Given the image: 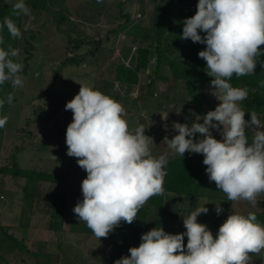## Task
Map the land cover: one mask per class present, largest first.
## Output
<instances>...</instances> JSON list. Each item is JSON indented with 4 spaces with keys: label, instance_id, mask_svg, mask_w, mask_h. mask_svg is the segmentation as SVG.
Wrapping results in <instances>:
<instances>
[{
    "label": "clouds",
    "instance_id": "9594fccd",
    "mask_svg": "<svg viewBox=\"0 0 264 264\" xmlns=\"http://www.w3.org/2000/svg\"><path fill=\"white\" fill-rule=\"evenodd\" d=\"M12 14L30 17L31 10L25 0H17ZM182 23L180 39L206 45L198 56L206 61L219 104L190 127L175 123L178 134L172 139L166 136L163 143L182 157L186 152L202 154L209 180L228 201L256 206L257 197L264 193V121L255 111L249 113L250 120L245 119L241 102L247 99L248 89L233 87L229 81L234 75L253 74L257 58L264 55L260 47L264 45V0H198L195 15ZM5 28L12 39L22 37L21 29L9 17L0 23V33ZM4 44L0 35V85L9 82L13 88L22 87L23 65L13 59L20 50ZM80 85L78 94L65 105V110L73 113L66 129L67 155L77 158L87 173L81 183L83 199L73 212L100 240L122 221L132 224L150 198L163 194L167 160L153 155L155 144L145 135L143 125L129 129L119 102ZM12 100L9 94L7 103ZM4 103L0 99V108ZM7 119L0 118V128ZM211 129L218 130L222 138L216 139ZM246 129L255 130L251 143ZM197 133L202 138L194 139ZM215 205L219 215L223 209ZM208 211L203 205L183 217V233L169 234L159 226L142 234L139 246L131 247L130 254L114 264H249L250 254L264 252V225L257 222L255 213L230 214L214 237L197 221Z\"/></svg>",
    "mask_w": 264,
    "mask_h": 264
},
{
    "label": "rangeland",
    "instance_id": "374dc122",
    "mask_svg": "<svg viewBox=\"0 0 264 264\" xmlns=\"http://www.w3.org/2000/svg\"><path fill=\"white\" fill-rule=\"evenodd\" d=\"M0 1L10 4L17 2ZM143 1L148 3L150 0H65L64 3L58 0L53 7L68 17L63 22H58L48 12L41 14L31 12L30 17L24 16L22 37L19 39L20 54L17 59V62L23 65L20 73L23 77V86L12 88L11 91L3 88L4 92L0 96V99L5 100L3 108H0V117L8 118L3 133L0 128V168L9 166L12 156L15 155L23 169H37L64 175L66 188L71 195L67 209L70 215L74 214L73 209L77 202L83 199L81 183L87 173L79 167L77 158L67 155L66 129L72 122L73 113L70 110L66 111L65 105L78 94L80 84L95 89L101 80H115L117 63L135 65L137 44L125 32L116 36L111 31L122 22L117 13L119 2L125 3L124 11L131 14L130 24L137 22ZM153 8V5H149V11ZM28 34H33L29 42L26 41ZM106 36L108 41H105L95 54L90 53L94 48L92 42L101 38L105 40ZM70 38L80 39L81 42L78 40L79 42L70 43ZM68 58L76 59L77 63L65 64L64 61ZM154 68L153 61L149 70L141 71V84L147 83ZM160 74L167 80L158 81L153 96L144 95L141 87L130 90L118 83L114 85L111 94H106L124 107L125 119L131 131L139 125L146 128L155 144L152 148L157 151L167 148L162 135L178 134L174 127L175 123L187 124L190 127L203 117L196 115L192 107L188 108L184 82L173 81L168 67L161 68ZM204 91L205 106L215 110L219 101L213 95L214 88L206 87ZM9 94L13 96L11 104L7 103ZM161 100H164L161 102L162 106L159 105ZM252 131L254 133L255 130ZM214 137L222 138L216 129ZM206 167L205 165V169ZM207 179L209 180V177ZM25 181V178H15L0 172V196L4 195L0 202L2 210L5 211L9 200L21 201ZM210 184H213L214 188L208 187L206 189L208 196L202 197L199 201L200 206L205 205L209 211L197 218L202 220V224L207 226L214 237L230 214L247 215L249 212H261L264 209V194L257 197L256 206L247 201H232L230 208L227 209L229 201L226 194L216 188L215 182L210 181ZM53 187L55 186L49 182L38 183L35 200L37 203L40 202L42 210L47 208L44 196L51 198ZM173 196L167 195L169 206L176 204L171 200ZM22 201L25 202L24 199ZM42 202L44 204H41ZM177 203L181 209L178 211L179 220L173 224L167 222L161 224L169 234H179L186 230L183 217L189 215L187 208L191 204V197L188 195L177 197ZM215 204H220L223 209L219 215L215 211ZM1 214H4L3 211ZM41 216H44V213ZM76 220L78 219L74 217L67 223L71 225L73 231H67V234L57 233V239L55 237L52 239L54 244L51 249L61 258L59 264H114L121 258L113 252L109 236L98 240L86 224L88 233L79 235ZM56 240L61 242L60 250L55 245ZM184 243L185 245L187 243L186 236ZM31 248L33 249V246ZM249 264H264V252L258 255L250 254Z\"/></svg>",
    "mask_w": 264,
    "mask_h": 264
},
{
    "label": "trees",
    "instance_id": "16d2710c",
    "mask_svg": "<svg viewBox=\"0 0 264 264\" xmlns=\"http://www.w3.org/2000/svg\"><path fill=\"white\" fill-rule=\"evenodd\" d=\"M64 3L65 0H59ZM58 0H26L25 3L31 12L43 13L48 12L58 22H63L68 17L59 10L54 9ZM149 3V4H148ZM143 1L140 7V17L137 22L130 23L131 14L124 11L125 3L117 4L118 18L122 22L114 28L111 33L116 36L125 32L137 44L136 63L133 66L119 62L115 65V80H101L96 85L95 90L104 94H111L116 83L121 87H128L132 90L135 87H141L143 94L153 96L157 89L158 81L164 80L160 74L161 68L168 67L173 81H183L185 84L187 106L192 107L196 115L204 116L208 111L214 109L207 108L205 88L211 87V77L207 75L206 61L199 58L198 53L206 49L205 44L193 43L190 39H180L183 31V21L195 15L197 11L198 0H150ZM14 4L0 1V23L4 17H9L15 21L17 26L23 31L24 16L16 17L12 14ZM149 5H153V10L149 11ZM59 6V5H58ZM201 36L206 35L201 32ZM0 35H3L5 44H11L13 48L19 49V39H12L5 28ZM33 38V34L26 35V41ZM80 41V39H78ZM72 38L69 42H77ZM78 41V42H79ZM108 41L99 39L92 42L94 48L90 53L95 54L102 44ZM81 42V41H80ZM81 44V43H80ZM32 48L33 46L30 45ZM264 52V45L260 46ZM16 62L18 57L13 58ZM258 63L255 72L251 75L236 77L235 75L229 81L233 87L248 89V97L241 102V107L246 112L245 119L250 120L251 112L255 111L262 121H264V55L257 58ZM155 62V68L152 75L149 76L147 83L141 84L140 73L142 70H149L151 63ZM77 63L76 59L68 58L64 63ZM12 90V85L6 82L0 85V96L2 89ZM164 100L159 105L162 106ZM1 118V117H0ZM203 122L202 120L200 121ZM195 123V122H194ZM4 128H1L3 133ZM213 136L215 129H211ZM246 134L251 143L253 136L252 129H246ZM202 138L199 133L195 134L194 139ZM203 155L186 152L184 156H179L174 160H168L164 168L166 175L163 179V194L150 198L145 205L139 209L136 220L132 224L121 222L112 233L109 234L113 252L123 257L129 253L131 247H138L142 234L150 231L155 227H162L164 222L173 224L179 220L178 211L181 210L179 205L169 206L167 204V194H173L180 197L188 195L191 197V204L188 214L200 207L199 201L202 197L208 196L206 189L214 188L213 184L207 179L208 174L204 169ZM0 172L15 178H25L23 187V199L26 202L33 201L37 196L39 182H49L53 184L54 191L50 199V211L48 228L55 232L61 231L67 214L69 193L66 188V177L57 173H49L37 169H23L19 166L15 155L12 156V162L9 166L0 168ZM264 194V193H262ZM4 197V195H1ZM0 196V202L2 201ZM232 201H229L227 209L230 208ZM264 204V199H263ZM257 222L264 224V209L261 212H254ZM199 223L202 220L197 218ZM163 228V227H162ZM1 229V228H0ZM186 230H184L185 232ZM8 239L13 241L16 248L26 250L24 244L18 243L12 236ZM11 251V249H10ZM43 256V255H42ZM36 256L37 264H43L46 257Z\"/></svg>",
    "mask_w": 264,
    "mask_h": 264
},
{
    "label": "crops",
    "instance_id": "0c3cea01",
    "mask_svg": "<svg viewBox=\"0 0 264 264\" xmlns=\"http://www.w3.org/2000/svg\"><path fill=\"white\" fill-rule=\"evenodd\" d=\"M148 133V131H145V135L149 136L150 133ZM174 136L167 137L169 139H172ZM165 137V135H162V138ZM152 153L155 157L165 156L167 161L174 160L180 156L168 146L167 148H163L162 150L158 149V151L157 149L155 150L152 148ZM22 196H20L21 201L9 200V203L7 204L8 206H6L5 211L2 210L0 206V220H2L0 221V264H37L36 256L42 255L46 257V261H44V263L59 264L61 258H59V256H57V254L54 253L51 249V246L54 244V240L52 239L54 237L57 239V233L67 234V231H73L71 225H68L67 223H69L71 218L77 217L74 216V214L70 215L68 211L62 230L55 232L48 228L51 198H49L48 196H44V199H46L47 201H44L45 203H47V208L42 210L43 208L41 207L42 205L40 206V202L37 203L35 199L31 202H24L22 201ZM69 196L71 195L69 194ZM171 200L176 202V204L174 205L177 206V196L171 197ZM44 202H42L41 204H44ZM41 210L43 212H41ZM2 211L4 214H1ZM42 213H44V216H41ZM43 220L44 222L42 223ZM76 221H78L76 223L78 225H76L77 233H79V235L81 233H88V230L85 228V222L79 220ZM8 236H12L15 240L18 241V243L24 244L27 249L19 250L18 248H16L14 242L9 240ZM59 241L56 240L55 245L60 250L61 242ZM32 246L33 249L31 248Z\"/></svg>",
    "mask_w": 264,
    "mask_h": 264
},
{
    "label": "built area",
    "instance_id": "2783aa9c",
    "mask_svg": "<svg viewBox=\"0 0 264 264\" xmlns=\"http://www.w3.org/2000/svg\"><path fill=\"white\" fill-rule=\"evenodd\" d=\"M138 17H140V15H138ZM4 197L3 196H1V199H3Z\"/></svg>",
    "mask_w": 264,
    "mask_h": 264
}]
</instances>
